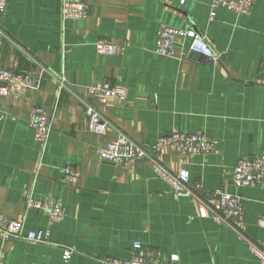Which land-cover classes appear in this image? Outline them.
<instances>
[{
  "label": "crops",
  "instance_id": "1",
  "mask_svg": "<svg viewBox=\"0 0 264 264\" xmlns=\"http://www.w3.org/2000/svg\"><path fill=\"white\" fill-rule=\"evenodd\" d=\"M84 19H64L62 0H9L0 11L6 37L0 67L44 73L41 86L24 96H0V216L26 219L27 230L48 225L46 214L26 210L30 195L56 198L64 210L48 243L0 236V264H101L129 259L136 241L160 252L171 264H259L249 242L261 243L264 189L235 187L233 170L242 158L264 156V0L250 14L218 8L213 0H85ZM161 24L194 29L209 42L219 61L188 54L179 37L176 55L156 53ZM123 45L114 55L99 54L96 43ZM66 78L60 89L59 79ZM100 79L128 88L123 104H100L89 86ZM109 120L107 133L90 130L86 105ZM35 106H56L46 147L35 141L29 121ZM201 130L218 152L179 156L167 147L158 159L176 173L186 168L203 195L178 196L157 175L154 163L100 160L97 149L119 132L146 146L173 132ZM70 165L81 175L75 185L64 178ZM237 193L246 204L243 221L213 219L215 190ZM211 194V195H210ZM209 204L207 217L199 209ZM73 249L69 261L64 248Z\"/></svg>",
  "mask_w": 264,
  "mask_h": 264
},
{
  "label": "built area",
  "instance_id": "2",
  "mask_svg": "<svg viewBox=\"0 0 264 264\" xmlns=\"http://www.w3.org/2000/svg\"><path fill=\"white\" fill-rule=\"evenodd\" d=\"M9 0H0V11L5 12ZM256 0H213L210 11V19L216 18L217 9L225 8L239 14H250ZM89 5L85 0H62V16L64 19H84L88 15ZM6 37V32L0 26V45ZM179 37L189 40L188 54L195 53L204 59L219 61L220 55L215 53L207 39L196 30L180 29L161 24L157 29L156 53L160 56L172 57L176 55L175 44ZM99 54L114 55L123 51V45L114 40L105 39L96 43ZM48 72L43 66L41 73L14 71L0 67V96L17 95L24 96L30 91L41 86L44 73ZM60 89L66 85L64 75L59 79ZM90 97L100 104L116 102L123 104L128 98V88L120 83L107 79H100L88 88ZM57 107L35 106L30 110L29 121L34 128L35 141L43 148L46 147L55 119ZM89 128L98 134H106L111 125L102 112L94 105H86ZM167 147L175 149L181 157L188 154H210L218 152L216 142L205 132L198 130L191 133L173 132L160 136L157 141L146 146L136 142L125 133L119 132L117 136L97 149L100 160H109L115 163L132 165L141 159L154 163L157 175L165 178L178 196H201L204 190L202 182L191 183V173L182 168L174 173L166 168L158 159L159 153ZM233 184L235 187L259 186L264 189V156L246 157L239 160L233 170ZM67 182L75 185L80 178V171L70 165L62 169ZM211 195V194H210ZM212 195L216 199L215 204H204L199 209L201 217H207L206 206L213 211V219L218 223L236 225L243 221L246 213V204L242 196L237 193L215 190ZM37 209L48 217V225L39 230H27L26 219H13L5 215L0 216V236L4 241L24 239L35 243H48L52 234V227L64 218V210L61 203L54 197L37 199L30 195L26 201V210ZM264 229V216L259 220ZM249 250L254 254L259 264H264V240L255 243L248 240ZM73 249L64 248V258L69 261ZM177 255H172L170 262L178 260ZM101 264H171L161 258L159 251L144 246L136 241L133 244V255L129 259L115 258L99 259Z\"/></svg>",
  "mask_w": 264,
  "mask_h": 264
},
{
  "label": "water",
  "instance_id": "3",
  "mask_svg": "<svg viewBox=\"0 0 264 264\" xmlns=\"http://www.w3.org/2000/svg\"><path fill=\"white\" fill-rule=\"evenodd\" d=\"M191 55H192V56H195V57H197V56H198V55H197V54H195V53H191Z\"/></svg>",
  "mask_w": 264,
  "mask_h": 264
}]
</instances>
